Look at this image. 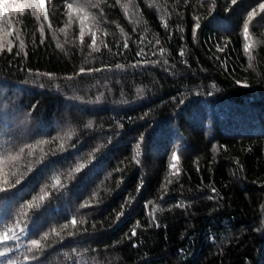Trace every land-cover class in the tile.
I'll use <instances>...</instances> for the list:
<instances>
[{
	"label": "trees",
	"instance_id": "obj_1",
	"mask_svg": "<svg viewBox=\"0 0 264 264\" xmlns=\"http://www.w3.org/2000/svg\"><path fill=\"white\" fill-rule=\"evenodd\" d=\"M15 2L26 7L0 11L12 32L0 53V157L5 178H23L0 199V233L26 231L0 249L18 264H264L257 0H45L39 18L31 0Z\"/></svg>",
	"mask_w": 264,
	"mask_h": 264
},
{
	"label": "snow or ice",
	"instance_id": "obj_2",
	"mask_svg": "<svg viewBox=\"0 0 264 264\" xmlns=\"http://www.w3.org/2000/svg\"><path fill=\"white\" fill-rule=\"evenodd\" d=\"M237 2H238V0H230L231 5H236ZM203 3H209V0H202L201 6H203ZM257 3H258L259 11L261 13H264V3H260L259 0H257ZM44 4H45V0H31V3L28 4L27 6L28 7H31L32 8V14L34 16H37V18H39L38 12H39V10L41 8L44 7ZM88 6L99 7V5H88ZM25 7H26L25 4H23V3H16L15 0H12L11 3H3V4H0V11H4L5 14H7L9 11L20 10V9L25 8ZM66 7L69 9V15H71V11L73 10V4L69 3V4L66 5ZM82 10L83 9H78V11H82ZM214 10H215V4L214 3H211L210 6H209V8H208L209 14H211L212 12H214ZM256 14H257V8H255V7L252 8L251 11H247V17H248V19L245 20L244 23H243V32H244L245 39L248 38V32H249V22L248 21L252 20V18L254 16H256ZM43 18L45 20L48 19V11H47L46 8L43 11ZM161 19H163V17ZM262 19H264V17H262ZM48 26L51 27V24L49 23ZM163 26H164L165 29L168 28L167 21H164L163 22ZM200 27H201V25H200V17L197 16L196 19H195V28L196 29H199ZM61 31H64V30L61 29ZM40 32H41V34H43V32H44L43 25L40 28ZM0 33H2V35H0V53H4L5 50L7 52H11L12 51V41L11 40H4L3 37L4 36H10V35H12V32L9 31V30H7V29H3V30H0ZM104 34L107 35L106 32ZM84 36H85L84 21H83V19H81V27H80L79 39H80V41H81L82 44L84 43ZM16 38L19 40V44H20V51L17 52L16 54L17 55H20L21 52H24V54L27 55V52L24 51V49H25L24 40L20 39L19 38V35H17ZM90 38H91V45H89V47H91L93 49V51L99 52L100 49L98 47H96L97 41H96L95 34L92 33L90 35ZM155 42H156V44H160V41L158 39ZM56 46L58 48H62V45L60 43H57ZM123 47H125V48L128 47L127 41H125V43L123 44ZM250 48H251V45L250 44H245L244 45V51L245 52H248L250 50ZM219 50L221 52L224 51L223 48H220ZM140 51H141V54H142L143 53V49H141ZM161 52H163V48H161ZM180 55L181 56L184 55L183 50H181ZM252 59H253L252 56L249 55L248 56V61H249L248 68L249 69H251L253 67V65L251 63ZM116 67L117 68H120V67H123V65H116ZM225 67H226V65H225ZM79 71H80V73H84L85 72V69L83 67H81ZM88 71L89 72L99 71V69H88ZM43 75H47V76L51 77L52 74L51 73H45ZM69 79H71V77H69ZM236 83L237 84H242L243 83V85L245 87L248 86V83H247L246 80L245 81L236 80ZM211 94L212 93H209V95H211ZM98 99H99V97H98ZM182 102L183 101H181V103ZM88 126H91V122H89V125ZM121 127H122V125H121ZM140 139L142 141L143 140V137H140ZM137 147H139V145ZM20 151L23 152V149H21ZM137 155H139V153H137ZM172 158H173V160H175L177 162L179 161V157L177 156V154L175 152H173ZM7 159L10 161V160L16 159V157H11L10 156ZM134 159H135V157H134ZM4 163H5V158L4 157H0V194H3V196H0V199H3L4 197H9L10 194H11V190L12 189H15L17 185H20L21 184V180L23 178L22 175H17L14 178V182H11L9 179L5 178L4 175H3V169H2V165ZM136 163L139 164L140 161L138 159H136ZM237 163H239V162L237 161ZM83 167H84L83 165L78 166L76 168V171H80V169L83 168ZM170 167L171 168H174L176 170V173L177 174L179 173V169L176 167V164H172V165H170ZM171 182H172L171 180H168V183L169 184ZM56 183L58 184L59 181L57 180ZM165 187H167V185ZM211 190H212V192H216V189L215 188H212ZM31 206L32 205H29V207H31ZM85 206H87V205H85ZM179 207H184V205L183 204H180ZM160 211H163V209L161 208ZM123 215H124V213H123V211H121L117 215L116 219L119 220V218L121 216H123ZM153 219H154V216H153ZM83 222H84L83 219H81V223H83ZM76 223H77L76 218L75 217H72L71 224L73 226H75ZM64 227H67V225H65ZM25 231H26V228L25 227H20L19 228V233H23ZM9 232H11L12 234L9 235L8 234ZM19 233H17L14 228L9 227L7 231H5L3 233H0V242H4V241H7V240H18L20 238ZM56 235L59 236L60 234L57 232ZM69 235H75V233H71L70 232ZM131 235L132 236H135L136 235V230L135 229H133L131 231ZM46 237H47V234H45V237L44 238H46ZM61 239H63V237H61ZM30 243H31L32 246H35V247L38 248L39 245H40V240L32 239ZM29 251H32V248H29ZM11 252H13V248L12 247L6 246L3 249H0V257L4 258L2 260V262H0V264H18V260L14 259V258H11L9 256V253H11ZM25 258L27 259L28 257H25ZM33 258H35V257H33Z\"/></svg>",
	"mask_w": 264,
	"mask_h": 264
}]
</instances>
